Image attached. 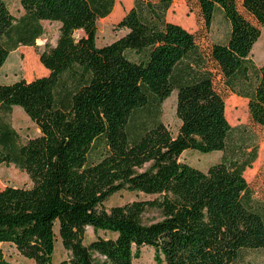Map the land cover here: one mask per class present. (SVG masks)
<instances>
[{
  "label": "trees",
  "instance_id": "16d2710c",
  "mask_svg": "<svg viewBox=\"0 0 264 264\" xmlns=\"http://www.w3.org/2000/svg\"><path fill=\"white\" fill-rule=\"evenodd\" d=\"M173 2L135 0L118 24L128 32L99 47L98 21L116 0H20L18 18L0 0V71L12 51L36 44L43 21L60 23L56 46L39 53L46 75L0 82V168L14 164L32 181L0 190V264H15L7 243L35 264H55L58 238L69 252L58 264H134L144 247L157 264H237L244 250H264V208L244 175L258 150L243 144L245 126L228 121L208 66L264 129V64L252 58L264 0H242L241 8L237 0H198L206 29L218 8L230 24L227 42L208 53L195 33L167 19ZM175 90L174 136L160 112ZM15 106L38 136L21 141L10 121ZM186 151L222 158L203 170L182 160ZM123 191L145 198L107 208ZM148 209L162 219L146 224ZM88 228L106 236L87 242Z\"/></svg>",
  "mask_w": 264,
  "mask_h": 264
},
{
  "label": "rangeland",
  "instance_id": "374dc122",
  "mask_svg": "<svg viewBox=\"0 0 264 264\" xmlns=\"http://www.w3.org/2000/svg\"><path fill=\"white\" fill-rule=\"evenodd\" d=\"M10 11L17 18L23 14L20 0H6ZM135 0H116L113 12L106 18L98 21L97 45L99 47L111 44L115 40L124 36L128 31L119 27V22L133 7ZM241 8L242 0H237ZM167 19L183 25L189 31L197 35L201 49L208 53L214 43H226L229 38L230 24L223 14L221 8L215 13L214 21L210 29L205 28L198 0H174L171 8L167 12ZM44 34L37 39L34 46H20L11 52L8 60L0 71L1 83H13L20 79L32 80L46 75L48 71L42 67L39 60V53L47 47L56 46L60 36V23L43 21ZM79 34V32H77ZM252 58L257 65L264 64V30L252 51ZM209 69L215 75V84L223 93L226 102V116L233 127L245 126L248 135L244 138L243 144L249 149L256 146L258 150L257 159L252 167L245 171V177L253 191L254 203L264 208V129L251 121L248 111V101L244 98L232 94L226 89L222 75L219 73L213 61L208 60ZM42 68L44 71H40ZM161 119L175 136L181 125L177 115V91L175 90L166 98L161 106ZM146 114L142 113V116ZM10 121L12 126L19 133L21 141L26 142L29 138L40 134L39 128L26 115L24 110L15 106L12 108ZM222 153L216 151L210 154H202L198 151H186L182 155V160L206 170L211 164L219 162ZM31 187L32 181L29 175L16 167L14 164L3 165L0 168V190L6 187ZM145 198L144 195H136L123 191L113 195L107 202L106 207L111 208L116 205H123L137 199ZM162 219V212L159 209H148L143 214V221L151 224ZM106 236V233L94 232L92 228L87 229L86 241L89 242L96 236ZM3 249L6 257L15 264H35L33 260L24 257L15 246L4 244ZM69 252L63 247L60 239L56 243L54 262L68 258ZM104 258L98 257L97 264H106ZM134 264H157L155 260V250L151 247H144L141 257L134 260ZM237 264H264V250H244Z\"/></svg>",
  "mask_w": 264,
  "mask_h": 264
}]
</instances>
